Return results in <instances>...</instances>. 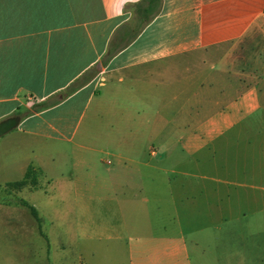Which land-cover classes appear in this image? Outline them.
Wrapping results in <instances>:
<instances>
[{"label": "crops", "instance_id": "crops-1", "mask_svg": "<svg viewBox=\"0 0 264 264\" xmlns=\"http://www.w3.org/2000/svg\"><path fill=\"white\" fill-rule=\"evenodd\" d=\"M142 1L0 0V123L19 119L0 136L7 264L48 240L22 198L42 190L130 264H264L238 215L264 206V139L244 125L264 112V0H162L121 47Z\"/></svg>", "mask_w": 264, "mask_h": 264}, {"label": "rangeland", "instance_id": "rangeland-1", "mask_svg": "<svg viewBox=\"0 0 264 264\" xmlns=\"http://www.w3.org/2000/svg\"><path fill=\"white\" fill-rule=\"evenodd\" d=\"M138 22L139 18L136 19L134 28L137 27ZM87 80V78L82 79L76 87ZM244 125H246L247 129L255 132L254 138L252 140L249 139V142L253 143L251 147L255 146L257 149L263 141L262 139H264V112H258L254 118L245 122ZM30 180L17 186L20 189L29 186ZM42 187L43 189L51 190L45 181L42 183ZM44 191L42 190L30 197L23 195L22 198L31 200V204L36 205V209L40 212V216L43 219V221L41 220L42 232L44 236H48V240L47 242H43L41 239L34 240L31 243V250L16 243L13 250H8V253H14L13 264H130L129 255L127 257L125 251H122L125 255L122 258L118 256L116 258L112 257L113 253L110 255L113 247L119 244L118 241L88 238L81 229L76 215H71V208L74 206L73 201H61L54 192L49 191V194L45 195ZM243 206L244 209L238 214L240 221L245 226L249 225L254 233L251 238L250 235L248 237L245 236L244 241L246 242L248 238L256 247H261L264 245V206H259V203L256 202L244 203ZM230 220L236 219L232 218ZM198 223L201 226L209 225L211 221L198 219ZM32 236L35 237V234H32ZM46 248L49 256H46ZM218 255H220V261L223 263L224 259L230 258L229 250L224 253L218 251ZM0 256V264H7L6 261H3L7 254L4 257ZM8 257L10 258V255ZM200 257L202 264H218L215 251L207 250L205 258L202 255ZM10 262L11 260H9L8 264Z\"/></svg>", "mask_w": 264, "mask_h": 264}, {"label": "trees", "instance_id": "trees-1", "mask_svg": "<svg viewBox=\"0 0 264 264\" xmlns=\"http://www.w3.org/2000/svg\"><path fill=\"white\" fill-rule=\"evenodd\" d=\"M161 2L162 0H143L142 3L136 6L137 14L139 17V22L137 24V27L127 32V40L125 41V45L124 43L123 45L121 43L120 45L121 47L128 45L130 41L133 38H135L138 35V33L152 20L154 15L159 12L160 7H161ZM113 55H114V50H113V45H112V48H110L107 58L109 59L113 57ZM29 179H34V181L36 179V173L32 167L29 168L28 173L26 175V181ZM26 181H23V182H26ZM24 205L28 206L26 202H24ZM30 209L32 211L33 216L38 221H40L37 210L31 206H30Z\"/></svg>", "mask_w": 264, "mask_h": 264}, {"label": "water", "instance_id": "water-1", "mask_svg": "<svg viewBox=\"0 0 264 264\" xmlns=\"http://www.w3.org/2000/svg\"><path fill=\"white\" fill-rule=\"evenodd\" d=\"M18 122L19 119L12 118L0 123V136L14 129L18 125Z\"/></svg>", "mask_w": 264, "mask_h": 264}]
</instances>
